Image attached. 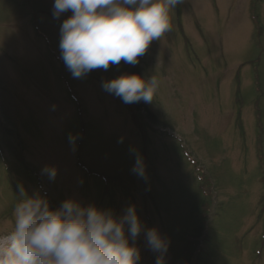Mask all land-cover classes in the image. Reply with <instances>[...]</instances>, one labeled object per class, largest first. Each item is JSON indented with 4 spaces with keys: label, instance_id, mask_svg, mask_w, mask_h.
Returning a JSON list of instances; mask_svg holds the SVG:
<instances>
[{
    "label": "rangeland",
    "instance_id": "rangeland-1",
    "mask_svg": "<svg viewBox=\"0 0 264 264\" xmlns=\"http://www.w3.org/2000/svg\"><path fill=\"white\" fill-rule=\"evenodd\" d=\"M53 3L0 0V232L23 183L52 208L135 205L170 241L165 264H264V0H185L139 64L83 78L60 56L72 13L55 19ZM125 72L156 76L151 104L103 90ZM135 243L156 264L143 233Z\"/></svg>",
    "mask_w": 264,
    "mask_h": 264
},
{
    "label": "clouds",
    "instance_id": "clouds-1",
    "mask_svg": "<svg viewBox=\"0 0 264 264\" xmlns=\"http://www.w3.org/2000/svg\"><path fill=\"white\" fill-rule=\"evenodd\" d=\"M185 0H54L55 19L72 15L60 26L61 59L73 78L96 69L135 66L153 41L172 30L171 13ZM102 88L125 104H151L160 82L155 75L125 72L102 82ZM78 135H70L75 146ZM132 172L147 177L143 156L136 154ZM50 180L55 166L41 170ZM12 210L11 227L0 232V264H139L135 241L143 233L148 249L165 264L170 241L158 228L145 229L135 205L121 216L94 204L64 200L52 208L48 198L28 194L23 183Z\"/></svg>",
    "mask_w": 264,
    "mask_h": 264
},
{
    "label": "trees",
    "instance_id": "trees-1",
    "mask_svg": "<svg viewBox=\"0 0 264 264\" xmlns=\"http://www.w3.org/2000/svg\"><path fill=\"white\" fill-rule=\"evenodd\" d=\"M134 73V72H133Z\"/></svg>",
    "mask_w": 264,
    "mask_h": 264
}]
</instances>
